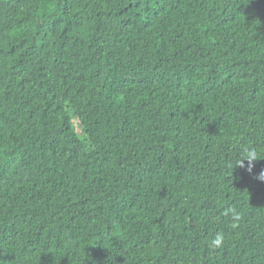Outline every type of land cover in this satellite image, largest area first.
<instances>
[{
  "label": "trees",
  "instance_id": "trees-1",
  "mask_svg": "<svg viewBox=\"0 0 264 264\" xmlns=\"http://www.w3.org/2000/svg\"><path fill=\"white\" fill-rule=\"evenodd\" d=\"M249 144L264 0H0V264H264Z\"/></svg>",
  "mask_w": 264,
  "mask_h": 264
},
{
  "label": "clouds",
  "instance_id": "clouds-1",
  "mask_svg": "<svg viewBox=\"0 0 264 264\" xmlns=\"http://www.w3.org/2000/svg\"><path fill=\"white\" fill-rule=\"evenodd\" d=\"M261 158H264V152L260 150V147L255 144H249L247 147L240 149L230 166L239 165L243 167L244 161H248L250 170L252 162ZM261 177H264V172L261 173ZM225 215L231 216V219L236 222L241 219V213L235 208H228L225 211ZM225 239V234L218 231L208 240V247L212 249H219L224 245Z\"/></svg>",
  "mask_w": 264,
  "mask_h": 264
},
{
  "label": "rangeland",
  "instance_id": "rangeland-1",
  "mask_svg": "<svg viewBox=\"0 0 264 264\" xmlns=\"http://www.w3.org/2000/svg\"><path fill=\"white\" fill-rule=\"evenodd\" d=\"M73 124H74V126H75L76 132H77L78 134H80V133H81V129H80V126H79L78 122H77L76 120H74V121H73Z\"/></svg>",
  "mask_w": 264,
  "mask_h": 264
}]
</instances>
